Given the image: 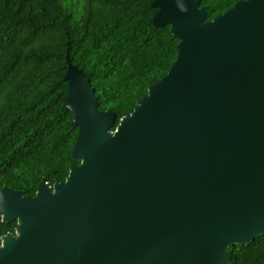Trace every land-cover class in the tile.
I'll use <instances>...</instances> for the list:
<instances>
[{
	"label": "water",
	"instance_id": "water-1",
	"mask_svg": "<svg viewBox=\"0 0 264 264\" xmlns=\"http://www.w3.org/2000/svg\"><path fill=\"white\" fill-rule=\"evenodd\" d=\"M201 0H157L180 40L166 78L114 132L69 67L79 136L65 182L0 190V264H228L264 233V0L206 22Z\"/></svg>",
	"mask_w": 264,
	"mask_h": 264
},
{
	"label": "trees",
	"instance_id": "trees-1",
	"mask_svg": "<svg viewBox=\"0 0 264 264\" xmlns=\"http://www.w3.org/2000/svg\"><path fill=\"white\" fill-rule=\"evenodd\" d=\"M156 1L0 0V190L35 198L80 164L70 66L90 77L96 110L115 118L112 132L166 78L180 40L155 24ZM244 1L201 0L199 9L212 22ZM17 227L0 220V244ZM228 252V264H264V233Z\"/></svg>",
	"mask_w": 264,
	"mask_h": 264
}]
</instances>
